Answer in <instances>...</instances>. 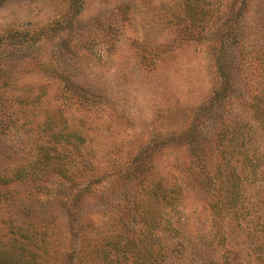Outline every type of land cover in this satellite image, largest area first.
<instances>
[{
	"label": "rangeland",
	"instance_id": "obj_1",
	"mask_svg": "<svg viewBox=\"0 0 264 264\" xmlns=\"http://www.w3.org/2000/svg\"><path fill=\"white\" fill-rule=\"evenodd\" d=\"M0 243L264 264V0H0Z\"/></svg>",
	"mask_w": 264,
	"mask_h": 264
},
{
	"label": "trees",
	"instance_id": "obj_2",
	"mask_svg": "<svg viewBox=\"0 0 264 264\" xmlns=\"http://www.w3.org/2000/svg\"><path fill=\"white\" fill-rule=\"evenodd\" d=\"M18 262L11 247L9 250H5L4 246L0 243V264H18Z\"/></svg>",
	"mask_w": 264,
	"mask_h": 264
}]
</instances>
